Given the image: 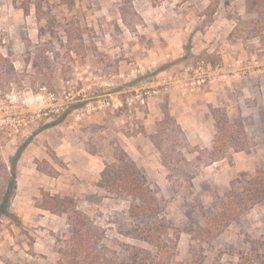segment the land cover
I'll use <instances>...</instances> for the list:
<instances>
[{
    "label": "rangeland",
    "instance_id": "rangeland-1",
    "mask_svg": "<svg viewBox=\"0 0 264 264\" xmlns=\"http://www.w3.org/2000/svg\"><path fill=\"white\" fill-rule=\"evenodd\" d=\"M23 1L0 0V59L16 74L10 83L0 78V191L5 166L23 148L19 189L0 223V264H58L56 239L69 235V223L36 205L41 189L76 199L105 230L103 244L116 257L122 243L151 249L119 233L131 223L130 202L98 182L99 167L116 161L118 146L145 171L163 202L162 219L181 232L175 263L196 253L203 264H238L241 252L260 251L264 201L210 244L200 246L189 232L204 225L201 206L216 212L232 187L264 171V1L219 0L210 16L212 0H135L127 20L123 0H82L71 8L51 0L39 14L33 5L25 14ZM165 106L190 146L202 150H211L216 132L210 107L226 109L230 120H243L250 150L210 164L186 153L188 174L177 175L174 190L150 139ZM47 146L74 157L75 178L58 180L67 164L53 160ZM80 152L99 162L81 178ZM44 159L59 177L37 171L35 160Z\"/></svg>",
    "mask_w": 264,
    "mask_h": 264
},
{
    "label": "trees",
    "instance_id": "trees-1",
    "mask_svg": "<svg viewBox=\"0 0 264 264\" xmlns=\"http://www.w3.org/2000/svg\"><path fill=\"white\" fill-rule=\"evenodd\" d=\"M51 0H24L21 7L25 14L33 5L37 14ZM71 8L77 1L60 0ZM135 0H123V16L125 11L135 13ZM264 1V0H263ZM219 0H212L207 12L210 16L217 12ZM41 18L38 17V20ZM15 68L4 57L0 59V78L8 83L15 79ZM163 119L157 123L156 132L150 136L153 145L161 154L163 165L168 169L167 176L174 190L180 187L177 175H187V154L199 153L207 160V164L220 161L230 151H248L251 148L243 120H230L228 112L223 108L210 107L214 120L215 135L211 150L191 147L180 124L170 113L168 106L162 108ZM48 154L57 160L54 150L47 146ZM23 154L20 148L12 158L9 166H5L6 187L0 191V223L3 216H10L9 207L17 189V165ZM114 163H105L101 172L100 185L103 189L117 197L128 199L131 223L120 228L119 233L125 237L137 239L148 244L151 249L122 243V257H116L104 244L105 230L98 226L85 212L78 208L76 199L69 196L52 195L41 189V200L36 205L56 216L66 215L69 223V235L61 239L57 237L58 264H203L202 255L194 253L182 263H175L177 240L181 236L178 229L172 228L163 220V202L150 185L145 171L121 148L117 147ZM36 169L41 174L57 178L60 172L48 160H35ZM264 201V171L259 170L255 177L247 181L241 188L232 187L220 200L219 209L207 214L201 206L203 224L189 232L192 238L200 243L210 244L227 230L230 224L244 213ZM262 249L250 253L241 252L238 264H264V238Z\"/></svg>",
    "mask_w": 264,
    "mask_h": 264
},
{
    "label": "crops",
    "instance_id": "crops-1",
    "mask_svg": "<svg viewBox=\"0 0 264 264\" xmlns=\"http://www.w3.org/2000/svg\"><path fill=\"white\" fill-rule=\"evenodd\" d=\"M80 155L81 156H80L79 160H77L75 158L76 159L75 162H77L79 164V166H80L79 170L77 172H75V173H76V175H78V177L81 178L82 176L85 177L86 176L85 174H87L89 171H93V169L96 170L97 169V163H99V162H97L96 158L93 155H90V158H87V156H86L87 153L86 152H82V153L80 152ZM57 156L59 158H62L64 160V162L67 164L66 172L65 173L63 172L61 174V177L58 180H61L64 175L68 176V177L75 178L74 177V170H73V168H71L72 164L69 162L71 159H74V157L72 158V156L66 155L64 153L63 154H57ZM102 166L103 165H101L99 167L100 169L98 170V182H100V179H101V172L103 170ZM48 185H49V183L46 184L45 187H44L46 190H48L47 187H46ZM18 189H19V187H17L16 191ZM56 193L58 194V192H56ZM23 219H26V216Z\"/></svg>",
    "mask_w": 264,
    "mask_h": 264
},
{
    "label": "built area",
    "instance_id": "built-area-1",
    "mask_svg": "<svg viewBox=\"0 0 264 264\" xmlns=\"http://www.w3.org/2000/svg\"><path fill=\"white\" fill-rule=\"evenodd\" d=\"M145 101H143V103H144ZM108 105H109V103H108Z\"/></svg>",
    "mask_w": 264,
    "mask_h": 264
}]
</instances>
